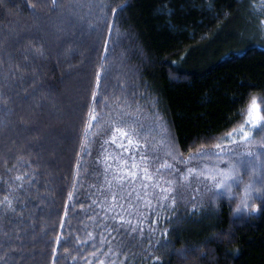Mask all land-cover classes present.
<instances>
[{"label":"trees","instance_id":"trees-1","mask_svg":"<svg viewBox=\"0 0 264 264\" xmlns=\"http://www.w3.org/2000/svg\"><path fill=\"white\" fill-rule=\"evenodd\" d=\"M82 1L0 0V201L15 209L0 205V264H264V172L244 212L237 178L228 195L169 198L145 217L111 201L102 162L113 129L131 124L128 93L155 102L183 163L254 96L264 114V36L249 24L261 0H92L71 7L78 26L65 14ZM99 1L102 25L85 34ZM237 18L244 28L227 30Z\"/></svg>","mask_w":264,"mask_h":264},{"label":"rangeland","instance_id":"rangeland-1","mask_svg":"<svg viewBox=\"0 0 264 264\" xmlns=\"http://www.w3.org/2000/svg\"><path fill=\"white\" fill-rule=\"evenodd\" d=\"M85 1L86 0H83L79 4H71L69 11L65 14L66 19L72 13L70 11L71 7L80 6L82 10V8L92 4V0H87V2L84 3ZM94 8L95 9L92 10V17H90L89 21L85 22L87 28H89L88 30L84 28L82 32L85 34L90 32L91 29L97 28L100 24L102 25L100 17L106 15L107 6L105 2L102 3L99 1L95 3ZM258 9L262 12V17L259 18L260 21L254 17L255 19L252 18L254 22L252 23L249 21V24H255L254 26L259 27V30H257L259 32L261 31V36H264V2H262V0ZM97 15L100 17H97ZM71 17L78 22H76L78 26H81V24L83 25L82 19L72 15ZM243 22L244 20L242 21L237 18L228 26L227 30H231L234 25L244 28ZM71 24L75 25V23L68 21L67 26H71ZM245 28L249 29L250 27L248 26L247 28L245 26ZM244 33L245 30L242 29L241 35H245ZM246 33H248V31H246ZM123 36L124 39L127 40L126 35L123 34ZM126 43L125 45L120 44L124 46L125 51L120 49L121 46L117 50L120 59H126L128 55L126 50L130 51L131 49L128 41ZM215 45H217L216 42L207 46V48L210 47L209 49L212 50ZM120 69L119 73L122 74V77L125 73L127 78L126 81L129 83V86L132 87L134 84L133 80L136 78L135 81H138L136 72L132 67H130V69H127V67ZM72 79L76 82L75 77ZM73 84L74 83H71V85ZM121 86H123V84ZM136 86L137 89L134 87V90L138 91V85ZM128 95L129 98L133 100V93H128ZM144 95V91H139L138 94L136 92L138 100L135 98L133 103L132 101L130 102L129 99V103L132 104V110H124V113H126L125 120H129L131 124L128 129L124 127L121 131L129 133V136L121 137L120 134L115 131L116 129H113L114 132H112L110 139L107 141L109 144L108 152L102 156L104 166L108 169V161L110 165L111 192L109 191L107 195L111 198V201L123 199L134 202L139 207L135 213L145 217H151L154 212L161 209L169 198L173 199L176 197L180 202L197 200L198 204V200L206 201V203L208 201L211 202L209 199L212 198V196L216 198L218 195H228V193H230V187L236 182V179L238 178L239 180L243 178L246 182V190L242 193L239 192V195L245 196L238 207L242 209L240 212H244L246 209L243 208V203L246 202L249 194H253L254 191L250 193L253 189L251 188L252 185L254 184L255 188L258 186L260 181L258 174L264 172V121L251 131H248L251 141L247 145L231 144L225 140V137L229 132L238 130L241 125L244 124V120L247 119V112L253 106L254 101L255 105L259 108V115L264 116L262 113L263 105L260 98L254 96L251 99L244 112L242 121L232 128V130L227 132L214 144L208 147H202L195 153L186 156L184 159L185 163H183L179 162L178 159L174 157L172 150H170L171 147L173 148L171 134L166 126V122L158 115L155 102ZM253 115L255 116L256 113L253 112ZM123 118L124 117L118 116V114L110 116V119L117 122H126L122 120ZM245 128H247V125H245ZM129 138L133 141L132 145L127 143ZM113 139L116 140V143L112 142ZM121 144H123L124 147H120ZM217 144L226 145L223 152H220V150L215 147ZM125 148H128V151H125ZM248 152L253 153V155H247ZM134 163L137 167L132 169L131 166ZM165 164L171 165V167H162V165ZM144 169H147L148 174L151 176L150 180L143 179L145 175ZM130 171L136 172L135 180L126 175ZM221 171L230 172L231 175L235 177L234 180H229L227 182L230 185L228 189L217 188V183L221 179L218 174ZM212 175H216L217 180L206 178ZM157 185H159V187H157ZM116 186L118 187L115 188ZM161 189H166V191H161Z\"/></svg>","mask_w":264,"mask_h":264},{"label":"snow or ice","instance_id":"snow-or-ice-1","mask_svg":"<svg viewBox=\"0 0 264 264\" xmlns=\"http://www.w3.org/2000/svg\"><path fill=\"white\" fill-rule=\"evenodd\" d=\"M262 2H264V0H262ZM53 3H55V0H53ZM253 112L256 113L255 116L253 115ZM95 119H96V117H95V115H93L91 117V120H95ZM262 121H264V116L259 115V108L255 105V101H254L253 106L247 112V119L244 120V124H242L238 130H234V131L229 132L227 134V136L225 137V140L231 144H237V145L245 144V145H247L251 141V137H249L248 131H251L254 127L259 125ZM245 125H247V128H245ZM89 127H91V123L89 124ZM115 131L117 133H119L121 137L129 136V133L123 132L119 128H117ZM112 142L116 143V140L113 139ZM127 143L129 145H132L133 144L132 139L129 138ZM225 146L226 145H223V144H217L215 147L217 149H219L220 152H223ZM120 147H124V145L121 144ZM125 151H128V148H125ZM247 155L252 156L253 153L248 152ZM125 163H127V162H125ZM131 167H132V169H135L137 167V165L134 163V164H132ZM162 167H169L170 168L171 165L165 164V165H162ZM143 171L145 173L143 179L150 180L151 176L148 174L147 169H144ZM190 171H192V170H190ZM126 175L130 176L133 180H135V178H136V172L135 171H130ZM218 175L221 177V179L217 183L218 189H228L230 187V185L227 182L229 180L235 179V177L233 175H231L230 172L221 171V172H219ZM206 178L211 179V180H217L216 175H212V176H209ZM16 179L17 180H23V177H16ZM20 187H23V185H20ZM157 187H159V185H157ZM161 191H166V189H161ZM0 205H6L7 207H9L11 209V204L9 203L7 197H5L3 201H0ZM247 207H248L247 203L244 202L243 208L247 209ZM11 210L15 211V209H11ZM241 210L242 209L239 207L236 209L237 212H240ZM100 264H103V261H101Z\"/></svg>","mask_w":264,"mask_h":264}]
</instances>
